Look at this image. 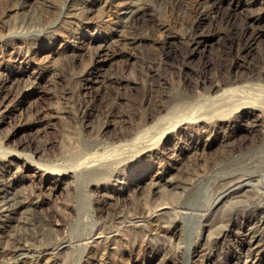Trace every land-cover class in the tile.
<instances>
[{"label":"rangeland","instance_id":"obj_1","mask_svg":"<svg viewBox=\"0 0 264 264\" xmlns=\"http://www.w3.org/2000/svg\"><path fill=\"white\" fill-rule=\"evenodd\" d=\"M263 109L264 0H0V264H264Z\"/></svg>","mask_w":264,"mask_h":264},{"label":"bare ground","instance_id":"obj_2","mask_svg":"<svg viewBox=\"0 0 264 264\" xmlns=\"http://www.w3.org/2000/svg\"><path fill=\"white\" fill-rule=\"evenodd\" d=\"M226 93V92H225ZM229 95V93H228ZM247 108V107H245ZM259 109V108H258ZM264 110V109H263ZM91 167V166H90ZM5 197V196H4ZM17 205V206H15ZM13 208H18V204L17 203H12L10 202V200H7L6 198H3L2 200H0V213H3V211H11ZM25 253H27V251L25 249H21V250H16L15 253H13V258L15 261H17L18 259H20ZM23 258V257H22Z\"/></svg>","mask_w":264,"mask_h":264}]
</instances>
